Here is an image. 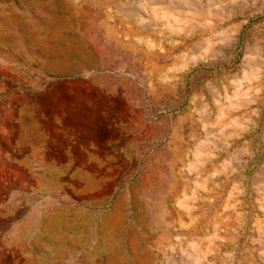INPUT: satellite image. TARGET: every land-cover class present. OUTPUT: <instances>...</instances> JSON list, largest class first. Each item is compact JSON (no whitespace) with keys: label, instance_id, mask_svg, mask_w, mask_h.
Instances as JSON below:
<instances>
[{"label":"rangeland","instance_id":"rangeland-1","mask_svg":"<svg viewBox=\"0 0 264 264\" xmlns=\"http://www.w3.org/2000/svg\"><path fill=\"white\" fill-rule=\"evenodd\" d=\"M0 264H264V0H0Z\"/></svg>","mask_w":264,"mask_h":264}]
</instances>
